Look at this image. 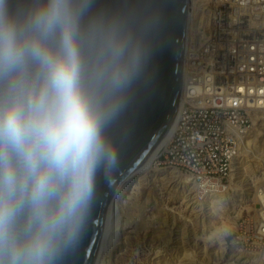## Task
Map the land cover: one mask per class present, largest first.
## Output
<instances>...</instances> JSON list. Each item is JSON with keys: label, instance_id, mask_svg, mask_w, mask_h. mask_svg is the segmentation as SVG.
<instances>
[{"label": "water", "instance_id": "95a60500", "mask_svg": "<svg viewBox=\"0 0 264 264\" xmlns=\"http://www.w3.org/2000/svg\"><path fill=\"white\" fill-rule=\"evenodd\" d=\"M186 35L187 0H0V264H96L176 120Z\"/></svg>", "mask_w": 264, "mask_h": 264}, {"label": "built area", "instance_id": "2783aa9c", "mask_svg": "<svg viewBox=\"0 0 264 264\" xmlns=\"http://www.w3.org/2000/svg\"><path fill=\"white\" fill-rule=\"evenodd\" d=\"M187 28L176 124L153 164L192 174L202 197L225 189L264 112V0H201ZM255 195L258 209L240 218L229 247L236 264H264V180Z\"/></svg>", "mask_w": 264, "mask_h": 264}, {"label": "rangeland", "instance_id": "374dc122", "mask_svg": "<svg viewBox=\"0 0 264 264\" xmlns=\"http://www.w3.org/2000/svg\"><path fill=\"white\" fill-rule=\"evenodd\" d=\"M259 125L258 137L264 135V118ZM251 150L252 148L249 149ZM249 151H244L239 158L233 185H229L230 176L225 182L228 200L226 199L227 203L221 215L213 213L206 205H203L205 208L203 207L202 213L203 211L199 210L201 206L186 196L190 193L189 186L173 177L162 179L161 169H156L152 163L153 169L142 174L143 180L138 196H143L141 213L149 220L151 226L157 227L156 232L154 233L151 227L145 231L139 229L137 232L135 228H129L126 233L123 230L120 232V229L115 238L112 256L106 260L105 257H99L96 264H229L232 260L229 247L236 235L240 218L254 216L253 201L249 199L252 198L255 181L257 183L261 180L264 167V158L259 150L253 149L252 153ZM170 168L173 167H166ZM241 193L243 197L240 196ZM198 199L201 200V196ZM243 199L248 202L244 203ZM238 205L242 207L240 216L234 227L226 231L224 227L228 219L233 217L235 210L239 209ZM170 209H173V212L171 211L173 224L159 223L160 217H165L164 212H170ZM118 214L119 211L116 213L117 219ZM119 218H122L121 214ZM214 230L215 234L210 236ZM103 238L102 243L105 242V237ZM169 238L170 242L166 243ZM153 248L158 250L157 254L153 253ZM116 253L118 260L115 257ZM186 253L190 255L186 257Z\"/></svg>", "mask_w": 264, "mask_h": 264}, {"label": "bare ground", "instance_id": "6f19581e", "mask_svg": "<svg viewBox=\"0 0 264 264\" xmlns=\"http://www.w3.org/2000/svg\"><path fill=\"white\" fill-rule=\"evenodd\" d=\"M200 4H201V0H187V24H188V16H190V15H191V17L194 16L195 13L197 11H199ZM187 33L190 35V29L188 30V28H187ZM189 35H186V39L188 38ZM259 116H261V118L259 117L258 118L259 120L257 119L258 121L256 122L254 128L248 130L245 133V135L242 137V140H241V143L239 146L238 155L233 162L232 170L229 174V176H230L229 185H231V184L233 185V183L235 181L236 172H237V169L239 167L238 161L240 160L239 158L242 156L244 151H249V149H251V148H252V150L257 149V151L259 150L260 154L264 158V135L260 136V137H258V135H257V133H258L257 128L260 127L259 124L262 123V119L264 118V112H262ZM175 124H176V120H175L174 125L171 128V130L166 134V136L164 137V139L160 143L158 150L154 154L151 162L148 163L147 165L143 166L142 168L138 169L137 171H135L127 179L123 180L120 183V185L118 186V188L115 190L114 197H113V200L111 203L110 217H109V220H108V223H107V226L105 229V233H104V237H105L104 241L105 242L102 243L103 245L100 247V252H99L97 259H99V257H102V258L105 257V260H106L108 257L112 256V252H113L114 246H115V238H116V235L118 234V231L120 229H121L120 232L123 230L124 233H126L129 228H135V232H137V231H140L139 229H143L145 231L151 227L154 229V233L156 232L157 227L151 226L149 223V220L146 219L145 217H143V215L141 213L142 208H143V202H142L141 198L143 196H138V194H139L138 190L142 184V180H143L142 174L153 169V167H152L153 160L157 156H159V154L165 149V147H166V145H167V143H168V141H169V139H170V137L174 131ZM252 150L249 152L252 153ZM156 169H161L160 177L162 179L166 178V177H173V178H176L177 180H179L180 182H182L184 185H188L190 193H188L186 196L189 198V200H193L194 203H197L198 206H201L199 208V210L204 209L205 207L203 205H206L209 209L212 210L213 213H216L218 215L223 214L226 203H227L226 199L228 197L227 196L228 192L226 191L227 187H225L224 190L215 191V192L209 193L207 195H204L201 197V200H199L198 198L200 196V192L197 188V185L195 183V180H194V177L192 176V174L185 172V171H182L176 167H173L170 169H166V167H161V168L157 167ZM260 179L261 180L257 183L254 180L256 184L254 183V186H253L252 198L249 199V200L253 201L254 213H256V210L258 209L257 208V206H258L257 205L258 204L257 203V197L255 195V192L258 188L259 183L264 180V167H263V174H261ZM241 194L242 195H240V194L239 195L243 197L244 196L243 193H241ZM244 194H246V193H244ZM243 202L246 203V202H248V200L243 199ZM246 205L244 204V206H246ZM238 208L239 209L237 211L235 210L234 215H232L233 217H230V219H228V223H226V225L224 227V229L226 231L230 230L232 227H234L238 216H240V213L242 211V207H239V205H238ZM172 210L170 209V212L165 211L164 212L165 217L161 216L159 223H163L165 225L173 224V222L171 221V211ZM117 211H119L120 214L122 215L121 219L119 218L120 214H118L119 217L117 216L118 219L116 218ZM160 211L161 210H159V213H160ZM202 213H204V211ZM204 216H205V214H204ZM212 219H213V217H212ZM202 223H204V221H202ZM215 229L219 230L218 228H215ZM215 232H216V230L212 231L210 233V236L214 235ZM170 239L171 238H169L166 241V243L170 242ZM153 253L157 254L158 250H155V248H153ZM189 255L190 254H187V253L185 254L186 257H188ZM115 257H116V260L119 259L118 253L115 254ZM229 264H236V263L232 262V260H230Z\"/></svg>", "mask_w": 264, "mask_h": 264}]
</instances>
